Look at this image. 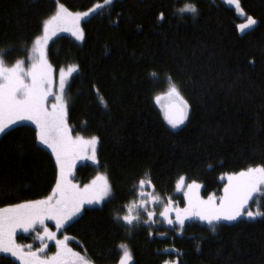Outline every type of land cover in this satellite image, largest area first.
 I'll use <instances>...</instances> for the list:
<instances>
[{
  "label": "trees",
  "instance_id": "obj_1",
  "mask_svg": "<svg viewBox=\"0 0 264 264\" xmlns=\"http://www.w3.org/2000/svg\"><path fill=\"white\" fill-rule=\"evenodd\" d=\"M60 2L81 12L102 0ZM185 2L198 15L174 13ZM239 3L243 14L222 0H114L83 22V43L68 35L51 41L56 71L78 65L66 91L72 133L99 137L95 165L78 166L74 181L91 183L102 173L112 190L102 207H86L63 230L94 264H117L121 243L131 264H162L172 254L179 264H264V217L223 221L215 232L205 221H188L183 233L166 228L161 239L116 219L137 199L134 185L146 173L162 197L177 198L183 176L208 199L229 175L264 164V0ZM55 9V0H0V48L12 46L6 62L27 59ZM247 16L257 23L241 33ZM169 77L189 104L178 130L155 99L167 93ZM56 177L55 157L36 141L34 125L0 136V207L43 199ZM0 264L20 263L1 254Z\"/></svg>",
  "mask_w": 264,
  "mask_h": 264
},
{
  "label": "snow or ice",
  "instance_id": "obj_2",
  "mask_svg": "<svg viewBox=\"0 0 264 264\" xmlns=\"http://www.w3.org/2000/svg\"><path fill=\"white\" fill-rule=\"evenodd\" d=\"M55 3L54 13L42 21L41 33L33 38L31 48L28 49L27 67L24 59L17 58L10 64L6 62L5 56L12 50L11 45L7 50L0 48V136L7 134L14 125L30 121L35 125L36 141L51 149L57 167L55 185L43 199L26 200L0 207V252L11 253L22 264H93L90 259L68 246L67 235H64L63 239H57L56 232L51 231L45 223L48 220L54 221L56 229L59 230L77 216L85 204L102 203L112 193L105 174H98L83 188L70 179L76 159L86 157L97 161L99 137L93 135L85 138L79 134L72 136L68 123L69 99L65 95V87L67 78L78 71V65L69 66L67 71L64 68L59 69L58 90L54 92L55 70L48 62L46 49L49 40L57 31H72L77 39L83 40V31L79 28L80 19L110 6L113 0H102V3H96L84 12H72L60 0H55ZM225 3L234 5L243 14L239 0H225ZM174 13L180 14L181 18L184 13H191L195 17L198 15V8L195 3L185 2L182 7L175 8ZM158 18L163 20L164 13L161 12ZM69 23L75 25V28L70 29ZM256 23L253 17L247 16L245 22L237 27L243 33ZM151 75L155 76L156 73ZM168 80L166 95L174 98L176 104L173 106L175 111H165V118L176 128L187 118L189 104L171 77ZM49 97H52L51 102ZM155 99L159 103L161 96L157 95ZM101 102H104L102 97ZM145 177L134 185V195L137 199L124 205L123 215H116L117 221H122L129 231L141 223L151 226L157 222L154 219L157 213L148 207L149 204H159L162 208L159 215L168 225H178L175 229L177 231H182L185 221L192 217L205 221L213 232L223 221H236L241 217H264V210L253 200L256 193H261L264 197V164L249 166L229 175L228 183L223 189L224 195L219 197L218 203L212 196L202 200L198 194L200 185L192 181L187 185L188 204L183 209L171 207V198H168L167 202L162 200L155 193L147 173ZM146 185L152 190L145 191ZM176 187L178 190L184 187L183 176L177 180ZM250 202L255 204V210L250 208ZM37 225L42 230H38ZM18 229L23 232H35V238L40 241L39 246L33 249L32 244H18L15 239ZM49 241H54L56 248L51 255L45 252ZM118 248L122 254L117 264H131L133 257L128 245L121 243ZM162 264L179 262L165 259Z\"/></svg>",
  "mask_w": 264,
  "mask_h": 264
},
{
  "label": "rangeland",
  "instance_id": "obj_3",
  "mask_svg": "<svg viewBox=\"0 0 264 264\" xmlns=\"http://www.w3.org/2000/svg\"><path fill=\"white\" fill-rule=\"evenodd\" d=\"M114 1V0H113ZM224 3H225V0H222ZM102 3V2H100ZM227 4V3H226ZM228 5V4H227ZM228 6H231V7H235L234 5H228ZM92 8V7H91ZM101 9H98L96 12L100 11ZM87 11V10H86ZM73 12V11H72ZM81 12H84V11H81ZM96 12L94 13H90L88 16H85V17H82L79 21V28L82 29L83 31V36H84V30H83V22L88 19L89 17H91L92 15H94ZM68 27L70 29H74L75 28V25L69 23L68 24ZM60 35H68V36H71L73 37L77 42L79 43H83L84 40H85V36L83 38V40H79L76 38L75 35H73L72 31H57L56 34L54 36H52V38L49 40L48 42V45H47V49H46V52L48 51V47L51 43L52 40H54L56 37L60 36ZM47 59H48V62L50 63L49 61V58H48V54H47ZM51 64V63H50ZM28 66V60L26 59L25 60V67ZM53 69L55 70L54 71V77H55V83L53 85V91L56 92L58 90V73H59V70L56 71V69L53 67ZM68 68L65 69V71H67ZM77 72V71H76ZM76 72H73L72 75L70 77L67 78V83H66V87H65V95H66V91H67V88H68V85H69V82L72 78V76L76 73ZM52 100V97H49V101L51 102ZM176 104V101L174 98H171V97H168L166 94L165 95H162L161 96V100L159 102V106L163 112V115H164V118H165V111L168 110V111H175V108L173 107L174 105ZM187 116H188V113H187ZM166 120V123L168 124V126L172 129V130H178L181 128V125H183L187 118L184 120L183 124H180L178 127L176 128H173L167 121V119L165 118ZM20 124H31V125H34L33 123H31L30 121H25V122H21ZM19 125V124H18ZM16 126V125H14ZM13 126V127H14ZM35 126V125H34ZM72 136L75 137L76 135H74L72 133ZM44 146V145H43ZM45 148H47L46 146H44ZM98 147H99V144L97 145V149H96V154H97V151H98ZM48 150L51 151V149L47 148ZM98 157V156H97ZM84 163H90L92 165H95L96 161H93L91 159H88V158H78L76 159L75 161V164H74V167H73V170H72V175L70 177V179H72L73 183L79 185L80 188H83L85 185H88L90 183H86V184H79V183H76L74 181V174L76 172V168L81 165V164H84ZM229 177V176H228ZM227 177V179H228ZM224 178V177H223ZM223 178H222V181H223ZM224 180H226V177L224 178ZM184 185H188L187 182L185 181L184 179ZM185 187V186H184ZM225 187V186H224ZM183 189V188H182ZM217 195V194H216ZM224 195V192L222 190V192L220 194H218V197L215 196L214 200L218 203L219 202V197L223 196ZM109 197L105 198V200L102 202V203H94V204H85L83 206V209L82 211L75 217H73L72 220L68 221L63 228L57 230L56 227H55V222L54 221H51V220H48V221H45V223L47 224L48 228L53 231V232H56L57 234V239H63V236L64 235H67L69 237L68 241H67V244L68 246L75 252H79L82 256H84L86 259H89L87 257V255L82 252L77 246H78V240L77 238L69 235V234H66L64 233V229L70 224L72 223L74 220H76L78 217L81 216V214L83 213L84 209L86 207H90V206H96V207H102L104 205V203L108 200ZM261 193H256L253 197V200L261 205ZM250 208H252V210H255V204H253L252 202H250ZM246 219H251V218H248V217H245ZM257 218V217H256ZM37 229L38 230H42L40 229V226L37 225ZM15 239H16V242L18 244H21V245H27V244H32L33 245V249H35L37 246H39L40 244V241L38 239L35 238V232L33 231H29V232H23L22 230H17L16 232V236H15ZM49 246L48 248L45 250V252L49 255H51L53 252L56 251V248H55V242L54 241H49L48 242ZM3 254V255H7V256H10L12 257L14 260H16L17 262H19L20 264H22V262L15 256H12L11 253H5V252H0V255ZM43 255V253L41 254ZM94 264V263H93Z\"/></svg>",
  "mask_w": 264,
  "mask_h": 264
},
{
  "label": "flooded vegetation",
  "instance_id": "obj_4",
  "mask_svg": "<svg viewBox=\"0 0 264 264\" xmlns=\"http://www.w3.org/2000/svg\"><path fill=\"white\" fill-rule=\"evenodd\" d=\"M184 186L185 187H183V189H179L177 191V193H176L177 196H178L177 198L176 197H174V198H172V197L165 198V197H162L160 195L159 196L165 202H167V199L168 198H171V200L173 202L172 205H171V207L183 209V208L187 207V204H188L187 196H186V193L188 192V188H187L186 185H184ZM145 191H151V190L149 188H145ZM155 193H156V191H155ZM198 194H199V196H200V198L202 200H207L206 198L203 197V189L201 187H199V189H198ZM211 196L213 198H215L216 195L213 194ZM148 207L150 209H154L156 211L157 215L154 217V219L157 222L155 224H152L151 226L148 225V224L141 223L137 227H145V229L147 231H149V233H151L150 234V237H152V239H154V238H157V239L160 238L161 239V238H163V236L168 237L169 232L168 233H164V234L160 233L162 230H164L166 228H170L171 230L175 231L176 233H179L180 232V231L175 230L176 228H178V225H168L167 222L164 220V218L159 215V212L162 210V208H161V206L159 204H155V205L149 204ZM172 218L173 219L175 218V213L174 212L172 213ZM198 220H199L198 218L192 217L190 219H187L185 221V224L188 221H198ZM199 221H202V220H199ZM185 224H184V226H185ZM181 232L183 233V231H181ZM174 255H176V254H174ZM174 255L172 254L171 256H169L168 257L169 260H172V261H175V259L178 260V258L176 256L174 257Z\"/></svg>",
  "mask_w": 264,
  "mask_h": 264
},
{
  "label": "water",
  "instance_id": "obj_5",
  "mask_svg": "<svg viewBox=\"0 0 264 264\" xmlns=\"http://www.w3.org/2000/svg\"><path fill=\"white\" fill-rule=\"evenodd\" d=\"M146 187H149V186H148V185H146V186H145V188H146ZM149 188H150V187H149ZM150 189H151V188H150ZM151 190H152V189H151ZM154 190H155V188H154Z\"/></svg>",
  "mask_w": 264,
  "mask_h": 264
}]
</instances>
